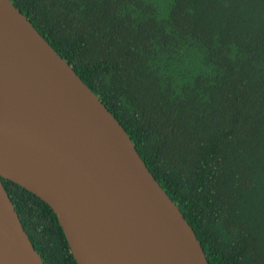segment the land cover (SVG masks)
<instances>
[{
  "label": "trees",
  "instance_id": "obj_1",
  "mask_svg": "<svg viewBox=\"0 0 264 264\" xmlns=\"http://www.w3.org/2000/svg\"><path fill=\"white\" fill-rule=\"evenodd\" d=\"M129 134L208 264H264V0H11ZM44 264L50 206L0 177Z\"/></svg>",
  "mask_w": 264,
  "mask_h": 264
},
{
  "label": "water",
  "instance_id": "obj_2",
  "mask_svg": "<svg viewBox=\"0 0 264 264\" xmlns=\"http://www.w3.org/2000/svg\"><path fill=\"white\" fill-rule=\"evenodd\" d=\"M0 177L46 202L77 264H208L129 134L0 0ZM0 264H44L0 179Z\"/></svg>",
  "mask_w": 264,
  "mask_h": 264
}]
</instances>
